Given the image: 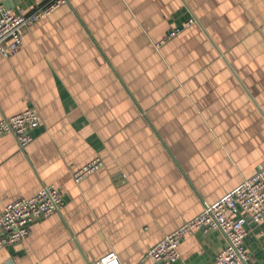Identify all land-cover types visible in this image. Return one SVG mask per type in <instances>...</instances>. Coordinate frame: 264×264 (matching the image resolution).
Instances as JSON below:
<instances>
[{"label":"crops","instance_id":"1","mask_svg":"<svg viewBox=\"0 0 264 264\" xmlns=\"http://www.w3.org/2000/svg\"><path fill=\"white\" fill-rule=\"evenodd\" d=\"M192 15L198 24L155 47ZM27 109L42 124L26 148L0 135V215L50 185L64 205L0 264H161L152 248L264 165V0L63 5L0 56V120ZM95 159L103 166L77 182ZM245 228L264 264V224ZM226 247L222 232L194 231L174 264H216Z\"/></svg>","mask_w":264,"mask_h":264},{"label":"built area","instance_id":"2","mask_svg":"<svg viewBox=\"0 0 264 264\" xmlns=\"http://www.w3.org/2000/svg\"><path fill=\"white\" fill-rule=\"evenodd\" d=\"M74 0H50L49 5L32 12L30 17L15 14L0 5V55L9 57L22 45L24 29L44 18L62 5ZM29 25V26H28ZM42 124L35 110L28 109L0 121V135L14 136L21 149L32 141V131ZM103 166L100 159L91 161L74 174L77 182L96 172ZM64 198L54 186H45L33 197L19 199L9 204L0 215V250L25 240L36 221L49 218L60 212ZM248 220L264 224V165L242 184L213 205L206 204L203 212L170 234L150 250L147 258L161 264H174L180 260V245L194 231H220L227 239V247L216 258V264H255L245 249ZM264 250V245H263ZM100 264H122L116 257H110Z\"/></svg>","mask_w":264,"mask_h":264},{"label":"rangeland","instance_id":"3","mask_svg":"<svg viewBox=\"0 0 264 264\" xmlns=\"http://www.w3.org/2000/svg\"><path fill=\"white\" fill-rule=\"evenodd\" d=\"M49 2H50V0H48V1H46L44 4H42V5H40V6H38V7H36L34 10H32V11H30V12H24L23 10H20L19 12H17V14H24L23 16L25 17V18H28V17H30L32 14V12H36L37 11V9H39V8H44V7H47L48 5H49ZM73 2V1H72ZM72 2H70V3H68V4H71ZM1 5H4V4H1ZM5 6V5H4ZM63 6V5H62ZM62 6H60V8L62 7ZM5 7H7V6H5ZM8 8V7H7ZM59 8H57L56 10H58ZM10 11H12L11 9H9ZM55 10V11H56ZM48 11H49V9H47L46 10V12L44 13V18H42V19H40V20H43V19H45V18H48V17H50L54 12H52L50 15H48ZM16 14V13H15ZM31 14V15H30ZM40 20H38V21H40ZM37 21V22H38ZM36 23V22H35ZM34 23V24H35ZM196 24H198V20H197V18L194 16V15H192V17H190L184 24H183V26H181L180 28H174V29H172L171 30V32L169 33V35L166 37V39L165 40H162L160 43H158V44H156L155 45V47L156 48H161L163 45H165V43L166 42H168L169 40H173V39H175V38H177V37H179L180 35H182L183 33H184V31L185 30H187V29H189V28H191V27H193L194 25H196ZM33 25V24H32ZM32 25H28L29 27H27V28H25L24 29V31L26 30V29H28V28H30ZM23 43V42H22ZM1 56V55H0ZM2 57V56H1ZM28 110V109H27ZM32 110H35L36 112H38L36 109H32ZM22 113V112H21ZM38 114H39V112H38ZM39 116H40V114H39ZM9 118H11V117H9ZM3 119H5V118H3ZM6 119H8V118H6ZM1 121V120H0ZM41 126V125H40ZM96 160V159H95ZM94 161V160H93ZM63 196V195H62ZM43 220V219H42Z\"/></svg>","mask_w":264,"mask_h":264},{"label":"water","instance_id":"4","mask_svg":"<svg viewBox=\"0 0 264 264\" xmlns=\"http://www.w3.org/2000/svg\"><path fill=\"white\" fill-rule=\"evenodd\" d=\"M10 3H12V2H10ZM8 7V6H7Z\"/></svg>","mask_w":264,"mask_h":264}]
</instances>
